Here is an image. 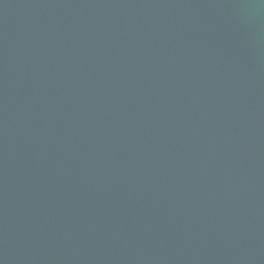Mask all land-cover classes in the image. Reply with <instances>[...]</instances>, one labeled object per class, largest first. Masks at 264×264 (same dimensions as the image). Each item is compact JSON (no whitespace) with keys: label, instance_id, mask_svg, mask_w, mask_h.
<instances>
[{"label":"water","instance_id":"obj_1","mask_svg":"<svg viewBox=\"0 0 264 264\" xmlns=\"http://www.w3.org/2000/svg\"><path fill=\"white\" fill-rule=\"evenodd\" d=\"M0 264H264V0H0Z\"/></svg>","mask_w":264,"mask_h":264}]
</instances>
